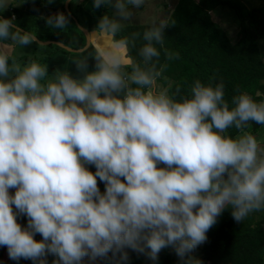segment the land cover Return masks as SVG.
I'll return each instance as SVG.
<instances>
[{
	"label": "clouds",
	"instance_id": "1",
	"mask_svg": "<svg viewBox=\"0 0 264 264\" xmlns=\"http://www.w3.org/2000/svg\"><path fill=\"white\" fill-rule=\"evenodd\" d=\"M9 3L0 0V9ZM144 3L94 0L115 12L87 34L95 70L86 48L72 61L79 78L18 61L17 46L43 45L14 15L0 18V246L11 260L82 264L111 252L127 261L130 248L155 261L171 248L180 264H202L192 254L225 210L238 224L264 211V144L247 131L251 122L264 126V102L241 92L230 107L223 81L196 80L179 99L158 89L168 67L161 51L165 61L180 58L165 47L172 15L119 36ZM69 16L42 19L64 30ZM138 40L139 60L131 55Z\"/></svg>",
	"mask_w": 264,
	"mask_h": 264
},
{
	"label": "trees",
	"instance_id": "2",
	"mask_svg": "<svg viewBox=\"0 0 264 264\" xmlns=\"http://www.w3.org/2000/svg\"><path fill=\"white\" fill-rule=\"evenodd\" d=\"M220 6L231 8L238 19L239 39L234 44L212 17V12ZM100 8L103 16L106 14L112 16L108 6L102 5ZM72 13L73 16L69 17L70 23L66 29L61 30L48 27L46 19L24 10L16 2L9 4L8 16L0 9V16L11 18L14 15L16 26L24 31L34 32L40 41H57L78 50L86 45V36L76 23L77 20L83 25L79 19L78 9ZM170 15L176 23L165 29V47L172 52H178L180 58L165 61L161 51V63L168 64L163 74L167 79L161 78L157 82L162 88H169L170 95L174 94L179 99L190 94L191 86L196 80L205 85L209 80H212L213 85L223 81L224 98L230 107L232 97L241 92H247L256 102H264V56L261 46V41L264 40V6L246 9L236 0H178ZM149 27L150 24L127 25L119 36L130 35L132 32L143 33ZM143 43L142 40H138L136 47L131 49V55L137 60L140 59L138 51ZM39 47L48 52L45 62L59 52L74 54L56 44ZM54 71L55 69L48 68L49 74L52 75ZM177 87L180 89L179 93H176ZM263 128L264 126L251 122L247 131L257 134ZM227 134L235 138L239 133L235 128H230ZM88 167L95 170L94 166ZM98 187L103 193L105 186L99 179ZM27 222L26 216L17 218V223L22 227H26ZM206 235L207 242L197 249L198 259L202 264H264V211L257 220L248 217L246 222L238 224L233 220L231 210L227 209ZM34 239L39 242L42 236L36 234ZM124 251L128 255L127 261H122L119 253L113 256L109 252L107 257H98V263L180 264L179 258L171 248L162 249L155 261L146 255V252L150 251L148 249L145 253L130 248ZM53 259L54 257L49 255L48 264H52ZM0 264L33 262L25 259L11 260L7 248L0 246Z\"/></svg>",
	"mask_w": 264,
	"mask_h": 264
},
{
	"label": "crops",
	"instance_id": "3",
	"mask_svg": "<svg viewBox=\"0 0 264 264\" xmlns=\"http://www.w3.org/2000/svg\"><path fill=\"white\" fill-rule=\"evenodd\" d=\"M65 1L66 0H52V2L49 3V0H10V3L16 2L24 10L36 13L44 18H47L48 16L55 15L57 13H64L68 15L65 8ZM177 2L178 0H175L174 4L172 5L169 2V4H166V7L163 9V6L157 8L158 4H160L161 2L159 0H156V5H155L156 7L154 5L149 6L148 13L141 14L140 11L139 12L134 11V19L139 20L141 24L151 23L153 17L170 15L171 11L173 10ZM93 3H94L93 0H72L69 3V10L72 14L71 16H73L72 12L78 9L79 19L85 23L83 25L86 26L90 32L97 27L99 20L103 17L101 8L99 9L94 8ZM19 48L20 46H17L15 48L13 53L14 57H16L15 52ZM25 48L32 49L33 45L25 46ZM92 54H93V49L91 47H89L87 51L83 53V55L89 56L88 69H87L89 72L95 70V60L91 58ZM80 58H82L80 53L66 54L59 52L54 54L50 58L49 68H53L55 70L57 69L64 70L66 68L74 77L79 78L81 77V74L78 72L75 64H73L72 61ZM9 63L11 62L9 61Z\"/></svg>",
	"mask_w": 264,
	"mask_h": 264
},
{
	"label": "rangeland",
	"instance_id": "4",
	"mask_svg": "<svg viewBox=\"0 0 264 264\" xmlns=\"http://www.w3.org/2000/svg\"><path fill=\"white\" fill-rule=\"evenodd\" d=\"M159 1L161 3L158 4L157 8L163 6V9L166 7V4H169V2L171 5L174 4V2H175V0H159ZM236 1L241 2L246 7V9H253V8H258V7L264 6V0H236ZM113 2H114V0H113ZM164 2H166V3H164ZM153 5L154 6L156 5V0H145V3L141 8H139V9L131 8V10L133 11V19L127 25L141 24L139 22V20L134 19V11H136V12L140 11L141 14H146L149 11L148 10L149 6H153ZM108 9L110 10V12L113 15L115 12V9L110 7V6H108ZM1 11L6 16L9 15V8L5 11L1 9ZM212 17H213L214 21L218 24V26H220L221 28H223L225 30L230 41L233 44L236 43L239 39V22H238V19L235 15L234 11L229 7L220 6L212 12ZM81 22H82V24H85L83 21H81ZM145 24H151V23H145ZM81 26H83V25H81ZM31 45H33L32 49L20 46V48L17 49V51L15 52L16 53L15 58L21 62H26L28 60L34 59V60H37L38 62H40L41 64H47L48 68H49V66H50L49 60L50 59H48L46 62L44 61L45 56L48 54V52H46L45 49L37 46L34 43ZM261 46H262V53L264 56V40L261 41ZM49 75H51V74H49ZM157 87H158V89L162 88V86L159 85L158 83H157ZM253 135L257 137L258 141H260L261 144H264V128L259 133L253 134ZM89 170L92 171L93 173L95 172L94 169L89 168ZM15 191H16V189H9V193L12 195H14ZM13 210H15L14 205H13ZM262 212L263 211L255 212V213L251 214L249 217H252L253 219L257 220ZM247 219L248 218H246L243 221V223L246 222ZM201 246H199V247H201ZM197 249L192 254L196 258H198V254H199V251ZM82 264H99L98 258H96L95 260H91L88 257H85L82 261Z\"/></svg>",
	"mask_w": 264,
	"mask_h": 264
},
{
	"label": "water",
	"instance_id": "5",
	"mask_svg": "<svg viewBox=\"0 0 264 264\" xmlns=\"http://www.w3.org/2000/svg\"><path fill=\"white\" fill-rule=\"evenodd\" d=\"M71 1H72V0H66V1H65V8H66L67 14H70V16L72 15L71 12H70V10H69V3H70ZM71 17H72V16H71ZM0 18H4V17H3V16H0ZM76 23H77L79 29L82 30V31L84 32L85 36H86V45H85L82 49H85V48L88 49V48H89L88 45H89V40H90V38L87 36V34H88L90 31H89L87 28L81 26V25L78 23L77 20H76ZM38 40H39V39H38ZM41 44L44 45V46L49 45V44H56V45L60 46L61 48L65 49L66 51L71 52V53H74V54H76V53H80V52H81V49L76 50V49H73V48H71V47H68V46H66L65 44H63V43H61V42H57V41H41Z\"/></svg>",
	"mask_w": 264,
	"mask_h": 264
},
{
	"label": "built area",
	"instance_id": "6",
	"mask_svg": "<svg viewBox=\"0 0 264 264\" xmlns=\"http://www.w3.org/2000/svg\"><path fill=\"white\" fill-rule=\"evenodd\" d=\"M159 167H160V165H159Z\"/></svg>",
	"mask_w": 264,
	"mask_h": 264
}]
</instances>
